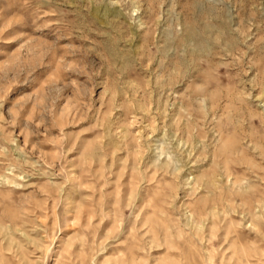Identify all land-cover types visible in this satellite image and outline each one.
Masks as SVG:
<instances>
[{
  "label": "rangeland",
  "instance_id": "obj_1",
  "mask_svg": "<svg viewBox=\"0 0 264 264\" xmlns=\"http://www.w3.org/2000/svg\"><path fill=\"white\" fill-rule=\"evenodd\" d=\"M0 264H264V0H0Z\"/></svg>",
  "mask_w": 264,
  "mask_h": 264
}]
</instances>
